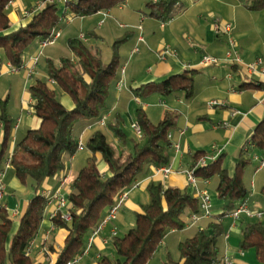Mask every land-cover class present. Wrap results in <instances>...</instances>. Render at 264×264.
<instances>
[{"label":"crops","instance_id":"crops-1","mask_svg":"<svg viewBox=\"0 0 264 264\" xmlns=\"http://www.w3.org/2000/svg\"><path fill=\"white\" fill-rule=\"evenodd\" d=\"M150 1L158 0H126L112 9L84 17H73L66 11L59 31L72 27L73 34L61 33L52 47H41L40 40L35 41L26 51L22 67L18 71H11L10 62L5 58L3 60L5 65L0 74V114L1 102L6 100L14 123L13 140L8 155L10 156L17 143L30 130L41 125V119L35 115L32 106L31 85L40 78L48 81L56 90L59 89L48 76V60L59 63L62 57L75 59L68 44L69 39L81 38L87 31H93V37L85 35L86 39L83 40L102 55L104 62L109 63L114 42L125 34L131 35L120 48L119 74L111 86L107 111L103 114L108 115L107 124L89 129V122L79 123L76 136L82 137L84 146L75 154L66 155L65 169L47 179L41 186V194L48 198L55 196L60 188L59 194L68 200L67 206L61 209L62 213L71 207L68 197L80 170L88 164L92 155L88 142L96 130L104 131L111 141L117 143L119 150H129L133 143H121L109 127L116 114H121L123 130L127 135V128L137 122L139 107L145 110L154 123L162 120L168 111L177 114L176 125L169 133L173 143L170 163L172 173L165 177L158 168L147 167L139 179L140 185L130 191L117 218L110 220L93 236L91 246L87 252L80 255L77 264H100L105 256L114 257L116 250L112 242V232L115 230L117 236H124L135 225L137 214L150 200L149 184L159 182L165 188L175 186L197 196V192L189 185L186 174L187 170L192 169L193 158L197 152L205 151L208 163L212 162L211 156L218 159L220 155L225 154L224 166L233 175L243 146L257 125L264 120V76H255L252 82L245 69V64L249 62L258 58L264 60V8L250 9L252 0H179L178 12L168 21L162 22L147 10L146 5ZM67 2L58 3L63 13ZM45 3L46 0H13L7 6L12 26L6 32L25 26L43 9ZM217 20L232 23L233 30L217 31ZM68 35L73 36L66 40ZM140 37L143 40H140ZM62 44H65L63 54L59 50ZM136 46H139L140 51L133 53ZM167 47L176 51L177 55L164 56L163 51ZM3 54L0 49L2 59ZM205 55L217 57L220 62L204 66L201 60ZM36 57L38 61L35 65ZM237 57L241 62L236 61ZM41 62L43 69L40 68ZM187 71H195V94L191 98H187L184 92H174L167 96L153 93L145 99H139L134 93L136 89L147 90L148 85ZM120 80L124 83L122 89L117 86ZM61 92V102L69 109L74 108L75 104L70 95L62 90ZM212 101H218L220 104L213 105ZM3 129L0 118V146L3 141ZM135 138L138 139L136 135ZM175 144H178L179 148H175ZM251 157L252 162L245 170L243 180L249 189L245 203L254 215L243 212L239 217H235L227 214L221 220L225 234L219 242L220 250L223 258L229 257L232 264H260L254 249H240L244 226L256 221L264 224V215H255L256 212H264V165L258 167L260 159L264 156L252 148ZM98 168L102 175H109L108 165L101 156H98ZM198 179V191L205 190L211 195L212 218L191 223L192 211L187 210L184 214L185 227L168 232L148 264H164L169 255L178 258L179 244L192 237L198 230L205 229L213 217L224 211V202L217 193L219 178L214 176ZM2 182L5 185V193L0 201V208L6 207L13 219V227L7 240V246H10L12 235L18 228L32 191L30 183L25 185L19 180L12 165L5 168ZM58 209L56 199L46 207L40 229L31 244V255L35 264L48 260L53 263L58 254L50 252L49 246L54 245L57 250L63 246L67 231L57 227L53 221V214ZM106 214L107 211L104 217ZM92 233L88 236L87 244Z\"/></svg>","mask_w":264,"mask_h":264},{"label":"trees","instance_id":"trees-1","mask_svg":"<svg viewBox=\"0 0 264 264\" xmlns=\"http://www.w3.org/2000/svg\"><path fill=\"white\" fill-rule=\"evenodd\" d=\"M13 0H0V74L4 68V58L11 65L21 68L28 48L37 40L50 37L55 30H60L62 17L67 11L73 17H84L103 10L112 9L126 0H77L66 3L61 12L58 3L46 2L41 11L20 28L8 31L12 24L7 6ZM179 0H158L147 3L150 15L165 22L178 12ZM250 9L264 8V0H252ZM93 37V31L85 33ZM130 34L118 38L113 44V55L109 63L102 55L93 50L83 39H69V47L75 59L62 57L59 63L48 60V76L55 85L70 95L74 108H67L57 96V90L48 81L36 79L30 87L35 115L41 119L37 129L30 130L17 143L10 158L11 165L19 180L30 183L32 197L19 220L16 232L12 235L10 246L8 236L13 227V219L6 207L0 208V264H35L27 249L35 239L46 207L48 197L41 194L42 184L65 169V157L78 150L79 138L76 127L81 122L94 124L107 111L110 89L116 81L120 69V48L130 39ZM195 71L173 75L158 83L148 85L147 90L136 89L135 95L145 99L153 93L163 96L174 92H184L187 98L195 94ZM0 118L3 122V141L0 146V169L8 159L13 140L14 123L7 109V101L1 102ZM177 114L166 112L164 118L154 123L145 110H137V122L143 130L139 141L128 137L123 130V118L116 114L109 123L110 129L125 144L132 142V148L119 150L109 136L102 130H96L90 137L88 148L92 155L74 181L69 194L71 220L62 217L58 211L53 217L55 225L64 228L67 236L63 246L57 250L49 246L52 253H57L56 260L42 264H67L81 255L87 246L88 236L104 218V213L115 203L118 194L139 180L149 166L160 168L169 165L172 160L173 143L169 133L175 127ZM255 149L264 156V120L256 127L252 136L243 146L235 172L230 174L224 166V156L212 160L204 167L198 162L206 157L205 151L194 155L192 169L197 177L205 179L217 176L218 197L223 200L224 211L213 217L205 229L198 230L192 237L182 241L178 247V258L169 255L164 264H223L220 239L225 234L222 218L230 214L239 203L245 202L249 189L243 177L252 162L251 150ZM98 156L108 165L109 175H102L98 168ZM264 191V188H263ZM150 200L137 214L135 225L124 236H115L112 240L116 258L105 256L100 264H148L168 232L185 227L184 214L187 210L200 212L199 198L186 189L175 186L164 187L153 182L148 186ZM212 218V217H211ZM240 249H254L260 264H264V224L260 221L247 223L242 231Z\"/></svg>","mask_w":264,"mask_h":264},{"label":"built area","instance_id":"built-area-1","mask_svg":"<svg viewBox=\"0 0 264 264\" xmlns=\"http://www.w3.org/2000/svg\"><path fill=\"white\" fill-rule=\"evenodd\" d=\"M63 1L67 2L66 0H46V2H52V3L53 2L59 3V2H63ZM215 27H216L217 31H221V29H224L226 32H231L233 30V28H234V25L232 23H230V22L222 23L219 20H217L215 22ZM60 35H61V32L59 30L53 31L49 38L40 40L41 47H45V46H47L49 44L54 43L59 38ZM81 38L82 39H86L85 35H82ZM140 40H143V38L140 37ZM231 42L234 44L233 40ZM139 51H140L139 46H136L133 49L132 52L133 53H138ZM163 55L164 56H166V55H174V56H176L177 53H176V51L172 50L170 47H167L163 51ZM229 55H231V53H229ZM37 61H38V57L35 58V65L37 64ZM236 61L241 62L239 57L236 58ZM219 62H220L219 58L211 56V55H205V56H203V58L201 60V63L204 66H210V65H213V64H217ZM10 67H11V71H18L20 69L19 67H16V66L11 65V64H10ZM245 69H246V72H247V74L249 76V79L253 82L254 81L253 77H255V76H264V60L262 58H258V59L254 60L252 62H249V63L245 64ZM123 71H124V67H123ZM31 73L32 72H30V75H31ZM50 81L53 82V83L55 82L54 80H51V79H50ZM123 84H124L123 81H121V80L118 81V83H117L118 88L122 89ZM211 104L218 105L220 103L218 101H212ZM107 120H108V115H104L101 119L96 121L94 124H90L88 126V128L91 129L94 126L103 127V126H105L107 124ZM132 127L134 129L136 137L137 138H142L144 134H143V130H142L141 126L138 124V122L133 123ZM168 136L170 138L171 134H169ZM83 146H84V143H83L82 137H80L79 138V143H78V149H81ZM250 146L255 148V144H250ZM174 147L175 148H179V145L175 144ZM10 156H9V158L6 160V162L4 164V168L0 169V201L4 197V193H5V185L2 182V177L4 176L5 168H8V167L11 166V158H10ZM211 159L215 160L216 157L215 156H211ZM207 164H208L207 157H203L198 162L197 166L198 167H204ZM263 165H264V158L260 159L258 167L260 168ZM158 170L160 172H162V174L165 177H168L172 173V166L170 164L169 165H165V166H162V167L158 168ZM186 174H187V178H188V183L195 190V192H197V196L196 195L195 196L199 198V202H200V212H193L190 215L191 223H196V222H198V221H200L202 219L211 218L212 213H211V195H210V193H208V191H205V190L198 191L197 186H198L199 179L195 175L194 169L187 170ZM139 185H140V182H139V180H137L130 187L124 189L123 191H121L118 194V196H117V198L115 200V203L113 205H111L107 209L106 216L103 218V220L99 223V225L93 231L92 237L88 241V244H87L85 250L83 251V253L87 252L89 247L91 246V242H92L93 236L98 234L110 220H113V219L117 218V216L119 214V211H120L121 207L123 206L125 200L128 198V195H129L130 191L132 189L138 187ZM59 191H60V188L58 189V191H57L55 196H50L48 198V204L51 203V201H53L54 199L58 200L59 209L53 214V217L57 215L58 211H62L61 209L63 207H66L67 204H68V200L65 197H63L62 195H60ZM243 212H245V213H247L249 215H254V213H252L250 211V209L247 207L245 202H242L230 214H232L235 217H239V215L241 213H243ZM255 215H257L259 217H262L264 215V212H256ZM62 217L64 218V220L70 221L71 220V215H70L69 210L64 212V213H62ZM112 236L113 237L117 236V231L114 230L112 232ZM31 244H30V246L27 249V253H31ZM79 259H80V255H78L75 258H73L72 260H70L67 264H77ZM223 263L224 264H232V261H231V259L229 257H226L224 259Z\"/></svg>","mask_w":264,"mask_h":264},{"label":"rangeland","instance_id":"rangeland-1","mask_svg":"<svg viewBox=\"0 0 264 264\" xmlns=\"http://www.w3.org/2000/svg\"><path fill=\"white\" fill-rule=\"evenodd\" d=\"M62 18H64V17H62ZM63 20V19H62ZM64 21H66V19H64ZM72 30H74V28L72 29V27H70V28H62V30H61V33L62 34H73V32H72ZM73 36V35H72ZM71 36V37H72ZM70 37V35H68V37H67V39L66 40H68L69 38H71ZM57 41V40H56ZM55 41V42H56ZM54 42V43H55ZM54 43H52V44H54ZM52 44H49L48 45V47H52L53 45ZM64 47H65V44H62L61 46H60V48H59V50H61V53L63 54V51H64ZM67 47V46H66ZM67 49V48H66ZM73 55H74V58L76 57L75 56V54H74V52H73ZM40 68L41 69H43V62H41V64H40ZM57 96H58V98L59 99H61V97H62V92H61V90L60 89H58L57 88ZM128 126V125H127ZM127 132H128V136H130V137H132V136H134L135 137V132H134V129H133V127H132V125L130 126V127H128L127 128ZM139 139V138H138ZM140 139H142V138H140ZM112 142H114L113 140H112ZM116 145H117V143L116 142H114ZM117 147H119V146H117ZM117 257V255L115 254L114 255V257H112V258H116Z\"/></svg>","mask_w":264,"mask_h":264},{"label":"water","instance_id":"water-1","mask_svg":"<svg viewBox=\"0 0 264 264\" xmlns=\"http://www.w3.org/2000/svg\"><path fill=\"white\" fill-rule=\"evenodd\" d=\"M32 197V195H30V197L29 198H31Z\"/></svg>","mask_w":264,"mask_h":264}]
</instances>
